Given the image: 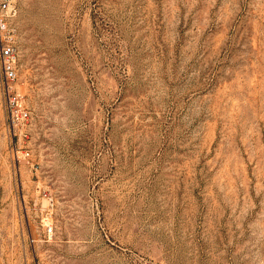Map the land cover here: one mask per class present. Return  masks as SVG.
Returning a JSON list of instances; mask_svg holds the SVG:
<instances>
[{
	"label": "rangeland",
	"instance_id": "1",
	"mask_svg": "<svg viewBox=\"0 0 264 264\" xmlns=\"http://www.w3.org/2000/svg\"><path fill=\"white\" fill-rule=\"evenodd\" d=\"M14 43L0 264H264V0H19Z\"/></svg>",
	"mask_w": 264,
	"mask_h": 264
},
{
	"label": "built area",
	"instance_id": "2",
	"mask_svg": "<svg viewBox=\"0 0 264 264\" xmlns=\"http://www.w3.org/2000/svg\"><path fill=\"white\" fill-rule=\"evenodd\" d=\"M19 16V0H0V75L4 95L11 110L17 111L21 118H26L28 113L20 108L16 96L15 83L18 79L17 62L18 49L14 37ZM19 107L18 109H16ZM50 233L53 229H48Z\"/></svg>",
	"mask_w": 264,
	"mask_h": 264
}]
</instances>
